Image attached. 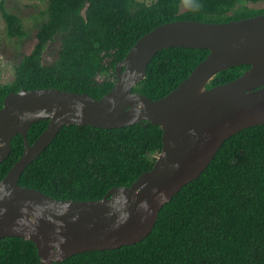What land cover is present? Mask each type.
<instances>
[{
    "label": "trees",
    "instance_id": "16d2710c",
    "mask_svg": "<svg viewBox=\"0 0 264 264\" xmlns=\"http://www.w3.org/2000/svg\"><path fill=\"white\" fill-rule=\"evenodd\" d=\"M47 20L37 42L1 83L6 96L21 89L53 87L89 93L96 99L117 82L116 65L146 33L174 20L229 22L264 13L248 3L264 0H46ZM10 37H23L22 19L1 5ZM59 35L58 58L43 63L48 44ZM210 53L172 47L159 51L146 77L134 88L151 99L173 91ZM249 65L219 72L207 88L232 81ZM103 77V78H101ZM48 120L33 124L31 144ZM163 149V129L150 122L104 129L64 126L22 174L19 183L56 199L95 200L114 187H128L153 168ZM24 150L21 134L0 163V181ZM36 244L21 237L0 239V264H39ZM55 264H264V124L232 135L207 169L183 187L159 213L151 234L118 249L79 253Z\"/></svg>",
    "mask_w": 264,
    "mask_h": 264
},
{
    "label": "water",
    "instance_id": "95a60500",
    "mask_svg": "<svg viewBox=\"0 0 264 264\" xmlns=\"http://www.w3.org/2000/svg\"><path fill=\"white\" fill-rule=\"evenodd\" d=\"M172 47L210 53L166 96L135 92L152 58ZM241 65L250 68L206 87L219 72ZM116 73L115 86L100 99L53 87L23 88L9 93L0 109V163L10 155L12 139L18 134L24 139L23 153L0 181V239L33 241L39 264L143 241L163 206L199 178L227 139L264 124V13L220 23H163L132 46ZM41 120L48 125L31 144L28 132ZM146 121L162 127L163 149L153 168L128 187H114L101 199L64 200L19 183L64 126L113 129Z\"/></svg>",
    "mask_w": 264,
    "mask_h": 264
},
{
    "label": "rangeland",
    "instance_id": "374dc122",
    "mask_svg": "<svg viewBox=\"0 0 264 264\" xmlns=\"http://www.w3.org/2000/svg\"><path fill=\"white\" fill-rule=\"evenodd\" d=\"M1 5L9 12L17 14L23 21L26 34L23 37H10L7 24L2 15ZM46 0H0V71L1 83H9L15 76V68L21 59L31 53L36 42L39 26L47 20ZM252 8H264V1L248 3ZM61 47V38L57 35L48 44L43 55V63L51 64L57 58ZM103 78V77H101ZM159 155V154H158ZM157 155V156H158Z\"/></svg>",
    "mask_w": 264,
    "mask_h": 264
}]
</instances>
